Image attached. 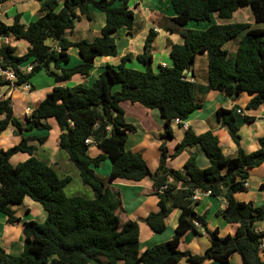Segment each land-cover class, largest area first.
Here are the masks:
<instances>
[{"label":"trees","instance_id":"1","mask_svg":"<svg viewBox=\"0 0 264 264\" xmlns=\"http://www.w3.org/2000/svg\"><path fill=\"white\" fill-rule=\"evenodd\" d=\"M6 0H0L4 2ZM42 2L41 15L28 25L21 24L16 15L10 24L0 19V36L13 37L27 44L22 56L15 54L9 45L0 47V66L15 74L14 85L28 84L31 75L45 71L56 86L43 100L37 102L31 115L18 120L10 99H0V134L8 126L15 133L29 135L33 131L49 132L53 120L61 133L57 146L78 172L81 183L93 192V198L68 197L65 187L70 177L60 178L44 161L33 156L36 147L47 136H27L6 149L0 150V213L7 224L19 220L12 206L20 205L25 198L41 206L46 213L42 223L22 224L23 247L18 256L0 248V264H179L183 259L191 264L213 260L227 264L238 255L241 264H264V232H256L254 223L264 220V210L251 201L239 202L234 195L244 192L249 172L264 163V139H259V149L245 153L239 145L234 109L216 110V121L226 129L237 148L234 157L227 158L213 132L195 135L187 128L183 139L176 144L172 157L185 148L198 146L208 161L206 168H198L194 156L185 163L184 173L164 166L166 149L159 146L160 162L151 172L140 154L125 148L129 134L136 128L126 122L122 104L138 105L146 110H156L163 120L162 139L172 138L170 124L178 119L184 122L201 108L197 96L214 91L235 96L246 94L250 100L246 110H256L264 105V28L251 29L248 23L212 24L205 30H187L181 34L182 44L170 45L171 67L151 68V47L155 33L149 30L142 52L133 58L126 53L119 64H106L90 86L77 84L62 87L74 76L88 77L96 58H115V35L121 29L131 36L134 13L129 0H35ZM174 17L173 24L186 26L190 21L205 23L216 16L220 21L230 19L236 11L249 7L256 23L264 22V0H169ZM91 11L102 13L105 23L99 37L91 42H71L64 38L72 32L80 17L90 20ZM242 34L236 49L233 66L224 45ZM50 40V41H48ZM48 42L55 43L56 49ZM74 48L79 63L69 66L68 51ZM207 55V86L201 88L188 80L183 72L193 65L197 55ZM136 60L143 71L126 67ZM31 65V72L21 74L19 69ZM10 83L0 78V88ZM32 89V87H30ZM245 123L253 121L243 117ZM72 124V126H70ZM104 154L89 156L91 145ZM16 154H26L28 159L12 165ZM105 160L110 161L109 182L139 183L149 178L157 197V212L149 213L143 222L155 235L167 229L166 220L174 209L180 211L172 238L144 250L140 248L139 227L136 221L122 215L120 199L96 175L94 169ZM168 178L172 181L169 182ZM162 193H158L164 187ZM195 190L210 192L211 197L225 202L220 217L227 224L236 225L231 236L220 235L217 228L207 229V213L198 214V202L192 201ZM264 191V185L260 186ZM208 237V247L203 255H193L178 249L187 232ZM101 258V259H100Z\"/></svg>","mask_w":264,"mask_h":264},{"label":"crops","instance_id":"2","mask_svg":"<svg viewBox=\"0 0 264 264\" xmlns=\"http://www.w3.org/2000/svg\"><path fill=\"white\" fill-rule=\"evenodd\" d=\"M58 5L60 6L63 0H56ZM34 2V5L31 4ZM42 2H37L35 0H23L16 4L13 2L4 10L6 13V18L8 20L5 22L6 24H10L13 18L16 15H23V13H27L29 15L28 23H23L24 25H28L30 22L36 20L40 16L38 13L39 8L41 7ZM29 5V7H27ZM22 11H17V7H22ZM34 6V8L32 7ZM129 7L134 13V27L131 30V36H127V30L121 29L115 35V44L117 47V55L115 58H96L94 60L93 69L90 71L88 77H80L74 76L71 80L67 81L64 84H60L62 87H69L68 84L73 83V85L83 84L86 86H90L94 80H96L99 73L102 71V68L106 64H110L113 66H117L119 64L120 58L124 56L126 53H131V55L136 57L138 54L142 52V47L144 40L149 32V30H153L155 33L153 45H157L159 47L158 40L162 38L164 40V45L160 49L158 56L152 55V63L155 60V65L161 67H171L172 61L169 56V49L170 45L173 44H182L181 34L187 30H205L212 24H229V23H242V22H231V19H226L220 21L216 18V16H211L210 22L208 25H202L205 23H195L190 21L186 26L178 27L173 24L171 19L174 17V13L172 11L171 5L169 0H129ZM14 11V13H13ZM237 12V11H236ZM235 12V13H236ZM30 13V14H29ZM233 13V14H235ZM10 14V15H8ZM101 14V15H100ZM3 14L0 12V19ZM233 16V15H232ZM1 21H3L1 19ZM4 22V21H3ZM105 23V16L102 13H98L95 11H91L90 20L85 17H80L78 22L75 25V28L72 32H68L65 34L67 40L75 43L81 40H86L91 42L95 38L99 37L100 31ZM264 25V22H261ZM201 24V25H200ZM260 24V23H258ZM203 27V28H202ZM202 28V29H201ZM264 28V27H263ZM252 29V28H251ZM261 29V28H256ZM74 33H77V36L80 37L81 40L74 41L71 39ZM142 43L138 46L139 41ZM123 43L122 46L119 43ZM13 37H10V47H14ZM25 44V48L22 52H16L17 56H22L26 51L27 44L26 42L22 41ZM138 43V44H137ZM52 45L56 49L55 43H48ZM139 47L141 48L140 52H134L133 49ZM138 49V50H139ZM228 52V57L230 60V64L233 66L234 63V53L236 55L237 46L234 45L230 50L224 48ZM164 52L165 55H162ZM68 55L70 57L69 63L76 65L79 63V56L77 51L75 54H72L68 51ZM198 56V55H197ZM197 56L194 59L193 65L188 69V80L194 83L201 88L207 86V55L201 54V60L206 66V77L198 76V68L195 67V63L197 62ZM234 57V58H233ZM132 60L130 63L126 64L127 68L131 69ZM144 68V67H142ZM142 69L141 71H143ZM157 72L158 70H154ZM90 82V83H89ZM89 83V84H88ZM204 85V86H203ZM27 86L30 88L27 84ZM54 86H56L54 84ZM50 83H47V88L52 89L54 87ZM72 87V86H71ZM18 89H22L21 91ZM33 90H25L24 85L13 87L10 89L7 87H2L0 89V93L5 95L8 99H10L11 108L13 111V115L20 121H24V109L30 108L29 106H24L21 109V105L27 100L24 97V94L31 93ZM44 90V91H46ZM48 93V92H47ZM205 95H198L197 99L201 103V108L193 112L186 121L183 123L186 124L187 128L191 129V131L195 135L203 134L207 131H211L218 137L219 146L222 149L223 155L227 158H232L235 156L237 152V148L234 143L230 140L227 135L226 129L223 128L218 122L216 121V110L219 108L225 109H234V116H235V125L238 130V136L240 138L239 145L240 148L245 153H251L259 149V139H264V105L259 106L256 110H246L245 107L248 104L250 98L244 94L239 93L235 96H228L224 93H218L214 91L204 92ZM42 100L44 99L41 98ZM18 109V111L16 110ZM31 109V108H30ZM122 109L125 114V120L127 123L134 125L136 128V133L129 134L125 148L133 153L140 154L144 161L146 162L149 170L154 172L159 167L160 162V153H159V146L163 144L166 152V160L164 162V166L167 169H172L174 171H179L184 173L185 171V163L191 156H194L195 163L198 168H206L208 166V161L205 158L203 152L199 149L198 146L188 147L185 148L180 154L176 157H172L175 152L176 144L180 143L184 137L186 129H183L182 124H176L172 122L170 124V129L172 132V138L168 140L162 139L161 135L164 132V123L163 120L160 118L158 112L156 110H150L148 113L144 112L146 110L138 105H131L128 103L122 104ZM143 109V110H142ZM153 112V113H152ZM251 117L253 121L250 123H245L243 117ZM158 117L157 124H154V118ZM55 123V122H54ZM139 127V128H138ZM10 129V133L5 137L8 139V136L11 137L13 140L16 136L15 129L12 126H8V128L0 134V150L2 148L3 143L6 140H3L4 133ZM56 129V145H57V138L60 135L61 131L59 127L56 125L54 126ZM178 130L177 132H174ZM52 130V128H51ZM46 132H37L33 131L29 135L26 133L18 134V139L27 136H35V137H42L45 136ZM47 136V135H46ZM9 137V138H10ZM17 141V139L15 140ZM13 143H16V142ZM3 142V143H2ZM154 145V146H153ZM58 147V146H57ZM173 147V148H172ZM59 149V148H58ZM154 150V153H153ZM89 156L95 158L100 154H104L101 150H99L95 145H91L88 150ZM148 153L153 154L152 160H149ZM28 159V155L26 154H16L11 157L10 163L12 165H17L18 163L24 162ZM109 160L103 161L101 166L97 169H94L95 175L102 180L106 187H108L113 193L117 194L120 199L121 208H122V215L132 221H136L139 227V243L140 247L143 246L142 243H147L148 246H143L142 250L152 247L153 245L163 243L162 241H168L172 238L173 231L177 226L178 217L180 211L174 209L170 216L166 220V227L165 230V237L158 238L155 237V234L151 232V230L145 225L143 220L149 213L157 212V197L153 196L154 189L152 188V181L149 178L142 180L139 183H129L124 181H115L109 182V169H110V161ZM71 164L66 159V162L63 161V169L61 170L60 178H64L66 176L70 177V173L73 172V175L78 174L77 171H72L73 169L68 165ZM58 175V174H57ZM79 178V176H77ZM72 180V178L70 177ZM168 181L171 182L172 179L168 178ZM246 188L244 192H240L234 195V198L239 202H248L251 201L257 207H262L264 210V191L260 190V186L264 185V163L261 164L259 167L251 170L249 172V176L245 181ZM66 188V187H65ZM89 188V187H88ZM65 190V189H64ZM73 194L70 195H75ZM88 198H93V192L89 188L85 191ZM79 194V193H78ZM199 205L196 208V212L198 214L207 213V229L212 231L213 229L217 228L219 230V234L222 235H233L236 230V225L227 224L224 220L220 217V210L224 207L225 202L222 198H214L211 195H204L200 194L198 197ZM204 201V202H203ZM203 202V203H202ZM22 206L20 209L19 206ZM20 205L12 206L11 209L14 213V217L17 218L19 221L15 224H7L6 217L2 213H0V248L3 249L6 253L18 256L22 252L23 247V234H22V224L29 221H34L37 223H42L46 216L44 213H41L37 209L36 203L32 202L30 199L25 198ZM203 206L202 208H200ZM199 207V208H198ZM39 208V207H38ZM211 218H213L211 220ZM144 225L147 227L145 228ZM254 230L256 232H264V220L261 222H256L253 225ZM200 234H196L194 232H187L185 233L179 243L178 249L180 251H189L193 255L195 254V249H199L204 254L206 248L209 245L208 237L203 232L201 228L198 227L197 229ZM188 241V243H185ZM264 241V240H263ZM264 243V242H263ZM185 247L184 250L180 249V246ZM199 245V246H198ZM188 247V248H187ZM199 251V252H200ZM234 254L230 259L233 260ZM238 258V259H237ZM237 263L241 264L240 258L236 255ZM239 260V261H238ZM228 262V263H229ZM236 263V264H237ZM179 264H191L186 260H182Z\"/></svg>","mask_w":264,"mask_h":264},{"label":"rangeland","instance_id":"3","mask_svg":"<svg viewBox=\"0 0 264 264\" xmlns=\"http://www.w3.org/2000/svg\"><path fill=\"white\" fill-rule=\"evenodd\" d=\"M21 1H23V0H6V1L0 3V12H1V14H3V16H1V19L4 22H6L8 20V18H6V16H4V15H6V13H4V10L7 7H9L10 4H12L13 2H15L16 4H18ZM31 4L34 5V2H31ZM27 7H29V5ZM32 7L34 8V6H32ZM40 8L38 10V13L41 15L42 12H41V9ZM22 10H23V6L22 7H17V11L18 12L19 11H22ZM13 13H14V11H13ZM8 15H10V14H8ZM28 17H29V15L27 13H25V14L23 13V15H21L20 18H19L20 23L21 24L28 23L29 22V21H27L28 20ZM231 22L248 23V24L251 25V28L252 29L263 28L264 27V25L262 23L258 24V23H256L254 21V15L251 12V10H250L249 7H243L241 9H239L235 14H233L232 19H231ZM202 25H208V23H205V24H202ZM241 37H242V34L238 35L233 40L227 42L224 45V48H227L228 50H230V48H232L234 45L237 46ZM64 38L67 39V37L65 35H64ZM71 39H73L74 41L81 40L80 37L77 36V33H74L73 36L71 37ZM48 41H50V40H48ZM48 43H50V42H48ZM141 43H142V41L140 40L139 41V44L137 43L138 46ZM158 43H159V47H157L156 43H155V45L152 44V47H151V55L155 56L154 59H156V57L158 56V53H159L160 49L163 47L164 40L162 38H160L158 40ZM12 44L16 48V52H19V51L22 52L23 49L25 48V44L22 43V41H17L14 38H13V43ZM119 44L122 46L123 43L121 42ZM138 49H139V47L134 48L133 51L134 52H136V51L140 52L141 48L139 50ZM24 51H26V50H24ZM69 52H71L72 54H75L76 53V49L71 48L69 50ZM162 55H165L164 52L162 53ZM234 56H235V53H234ZM196 60H197V62L195 63V67L198 68V76H204V77H206V66L204 64V68H202L203 67V63H201L202 62L201 55H198ZM155 62L156 61L154 60L153 63H152V65H151V68L156 71V70H158V67L155 65ZM69 66H73V64L71 63ZM131 66H132L131 69H133V70L141 71L142 69H144V68H142L143 66H141L136 60H134L132 62V65ZM47 83H50L51 85L54 86L53 80L47 75V73H45V71H40V72H37V73H34L33 75H31V77L29 79V82H28V85L31 86L33 88V90H32L31 93L24 94V97H25V99L27 101L26 102L23 101V103L21 105V109L24 106H29L31 108V110L33 111L35 104L37 102L41 101L42 100L41 98L45 97L46 94H47V92H50L51 89L46 90ZM68 86L71 87V86H74V85H73V83H70V84H68ZM204 87H206V86H204ZM18 90L21 91L22 89H18ZM44 90H46V91H44ZM200 94L205 95L204 92H202ZM16 110L18 111V109H16ZM143 111L146 112V113H148V111H150V110H143ZM154 119H155V121L153 123L154 124H157L158 117H156ZM48 124L52 128V130L45 133V135H47L46 142L43 143V144H39L37 142H33L32 143L36 147V151L34 152L33 156L35 158L41 160V161H44L46 164H48L51 168H53L56 171V173L58 174V176H61V171H59L57 168H59L61 170H64L62 163H63V161L66 162L67 157H66V154L62 150H59L58 147H57V145H56V137H55L56 129H54V126H55L54 121L53 120H49L48 121ZM177 131L178 130L175 129L174 132H177ZM9 133H10V129H8L4 133L3 140H6L5 137ZM15 134H16V136H15V138L13 140H11V137L8 136V139L5 141V143L2 142L3 143V146H4L2 148L3 150H6V149H8V148H10V147H12L14 145H16L19 142V139H18L19 135H18V133H15ZM16 139H17V141H15ZM14 141L16 143H13ZM153 153H154V150H153ZM148 155H149L148 156L149 160H152V158H153L152 155L153 154L148 153ZM68 165L73 169L72 171H74V170L77 171L72 164H68ZM77 176H78V174L73 175V172L70 173V177L72 178V180L66 185V188H65V194H66V196H68V197L79 196V197H83V198H86V199H90V198L87 197V195L85 193V191H87L89 188L86 187V186H84L81 183L80 179ZM74 192H77V193H75V195H70V194H73ZM37 206L39 207V208L37 207L38 211H40L41 213H44V215L46 216V213L43 211V209L41 208V206H39V205H37ZM202 207L203 206H201L200 208H202ZM19 208L21 209L22 206L20 205ZM212 219L213 218H211V220ZM144 227L147 228L145 225H144ZM165 235H167V234H165V232H163L162 234L155 235V237L163 238V237H165ZM162 242H165V241H162ZM185 243H188V241H185ZM142 244L145 247L148 246L147 243H145V244L142 243ZM143 246L141 245L140 248H143ZM179 248L182 249V250L185 249V247H183L182 245ZM197 250H198V252H195V254L202 255V252L199 249H195V251H197ZM237 259H236V255H235L234 256V259L233 260H230V262L227 263V264H236L237 263ZM118 264H122V263H118ZM203 264H219V263H217V262H215L213 260H206V261H204Z\"/></svg>","mask_w":264,"mask_h":264},{"label":"built area","instance_id":"4","mask_svg":"<svg viewBox=\"0 0 264 264\" xmlns=\"http://www.w3.org/2000/svg\"><path fill=\"white\" fill-rule=\"evenodd\" d=\"M9 44H10V36L9 37L0 36V47L2 45H9ZM1 61H2V58H0V63H1ZM31 68H32V66L28 65L25 68L19 69V72L21 74H28V73L31 72ZM0 78L4 79L5 81L10 83V86H8L10 89L15 87V85H14L15 74L13 73V71H11L9 69H2L1 66H0ZM24 88H25V90H30V88L27 86V84H24ZM0 99L5 100V99H7V97L0 93ZM31 113H32V110L30 108H25L24 109V113L23 114H24L25 118H28L31 115ZM173 122L176 123V124H182V125L184 124L183 122L179 121L178 119L173 120ZM70 126H72V124ZM186 128H187V126H186V124H184L183 125V129H186ZM84 143L86 145H92L93 144V142H92V140L90 138L86 139ZM244 188H246V184L245 183H244ZM164 189H165V186L161 187L159 190H157V192L158 193H162V191H164ZM201 193L204 194V195H210L209 191L202 192L200 190H195L194 193H193V196L191 198L192 201L197 202L199 200L198 197H199V195ZM195 226L198 228L199 227L198 223H195ZM262 247L264 248V243L262 244Z\"/></svg>","mask_w":264,"mask_h":264},{"label":"water","instance_id":"5","mask_svg":"<svg viewBox=\"0 0 264 264\" xmlns=\"http://www.w3.org/2000/svg\"><path fill=\"white\" fill-rule=\"evenodd\" d=\"M187 74H188V73H187L186 71L183 72V75H186V76H187Z\"/></svg>","mask_w":264,"mask_h":264}]
</instances>
